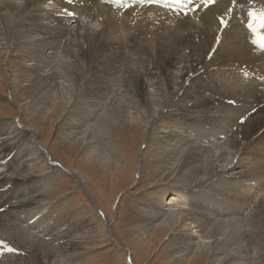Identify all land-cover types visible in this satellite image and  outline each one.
Returning <instances> with one entry per match:
<instances>
[{
	"label": "bare ground",
	"instance_id": "obj_1",
	"mask_svg": "<svg viewBox=\"0 0 264 264\" xmlns=\"http://www.w3.org/2000/svg\"><path fill=\"white\" fill-rule=\"evenodd\" d=\"M64 1L0 0L1 77L10 72L16 104L34 107V121L49 99L66 109L82 93L78 130L98 160L105 148L93 140L105 131V117L149 126L160 116L148 152L181 175L182 186L162 192L147 232L169 235L175 264L190 253V263L205 256L215 264H264V0H194L198 8L185 9L192 15ZM14 19L19 25L10 33ZM175 101L174 113L163 116ZM6 141L0 139V240L11 252L0 247V264H21V252L40 264H67L70 251L57 246L62 236L54 248L36 235L47 224L38 190L47 181L34 172L47 173L51 164L24 158L18 146L4 156Z\"/></svg>",
	"mask_w": 264,
	"mask_h": 264
},
{
	"label": "rangeland",
	"instance_id": "obj_2",
	"mask_svg": "<svg viewBox=\"0 0 264 264\" xmlns=\"http://www.w3.org/2000/svg\"><path fill=\"white\" fill-rule=\"evenodd\" d=\"M78 1L67 0L74 6ZM11 21L9 31L16 32L19 20ZM177 23L175 19V24ZM195 23L203 26L201 20H195ZM2 70L0 68V139H7L6 147L9 152L4 156L18 146L22 148L24 158L42 156L38 160H49L52 165L47 173L41 169L34 172L38 179L45 177L47 181L45 186L38 188L39 193L45 197L41 201L44 212L39 218L46 219L49 230H46L47 224L42 225L36 230L37 237L56 248L54 238L62 236L57 238V246L62 245L66 247L65 250L70 251L64 252L67 264H129V256L133 264H175L177 254L169 243V235L161 231L154 235V227L149 232L146 230V224L159 216L155 207L162 192L176 191L182 186L179 180L181 175H176L174 170L163 162L156 161L148 152L158 136L155 119H160V116L152 117L149 126L137 121L125 125L113 117H105V131L100 135L97 133L96 136H99L93 140L94 144L101 141L105 148V160H98L88 155L85 142L82 141L83 136L78 130V115L80 111H86L83 109L85 103L82 101L85 99L82 93H74L76 95L66 109L55 107L53 100L49 99L46 104L40 105L39 115L33 121L36 109L16 104L9 86L12 76L6 70V81L7 77H1ZM176 105L178 102H173L162 115L166 117L168 112L174 113L170 108ZM132 111L137 112L135 109ZM3 123L7 125L6 128ZM33 123L40 126L41 130H37ZM26 140L29 144H25ZM1 159L4 157H0ZM163 200L168 201L166 197ZM105 218L111 221L110 233ZM57 229H62L59 230L61 235H52V230ZM113 237L128 250L118 245ZM0 247L5 249V254L11 252V245L5 241L0 240ZM193 256L195 257L190 253L183 264H215L206 260L205 256L196 257L190 263ZM19 261L21 264H40L36 256L26 252L20 253Z\"/></svg>",
	"mask_w": 264,
	"mask_h": 264
},
{
	"label": "water",
	"instance_id": "obj_3",
	"mask_svg": "<svg viewBox=\"0 0 264 264\" xmlns=\"http://www.w3.org/2000/svg\"><path fill=\"white\" fill-rule=\"evenodd\" d=\"M110 223H111V221H108V222L106 223V224L108 225V231H109V233H110V230H109V225H110ZM113 239H114V241H116V243H117L118 245H120L122 248L128 250V248L122 246V244H121L117 239H115L114 237H113ZM130 260H131V259H130V256H129V264H130Z\"/></svg>",
	"mask_w": 264,
	"mask_h": 264
},
{
	"label": "snow or ice",
	"instance_id": "obj_4",
	"mask_svg": "<svg viewBox=\"0 0 264 264\" xmlns=\"http://www.w3.org/2000/svg\"><path fill=\"white\" fill-rule=\"evenodd\" d=\"M213 2H215V0H213Z\"/></svg>",
	"mask_w": 264,
	"mask_h": 264
}]
</instances>
